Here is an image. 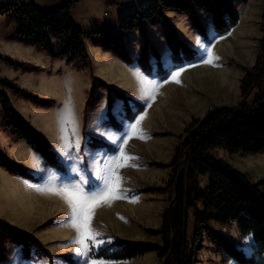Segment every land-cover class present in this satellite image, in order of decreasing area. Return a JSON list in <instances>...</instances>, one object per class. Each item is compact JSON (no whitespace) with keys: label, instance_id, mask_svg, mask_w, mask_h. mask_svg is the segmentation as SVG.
I'll use <instances>...</instances> for the list:
<instances>
[{"label":"rangeland","instance_id":"obj_1","mask_svg":"<svg viewBox=\"0 0 264 264\" xmlns=\"http://www.w3.org/2000/svg\"><path fill=\"white\" fill-rule=\"evenodd\" d=\"M31 1L33 5L41 7L47 6L50 0ZM75 3L73 16L81 29H85L88 32L102 30L101 32L109 34L118 32L117 18L122 12L126 11L123 10L122 5L113 2L110 7H107L106 0H80L79 3ZM233 4L237 6L240 21L224 35L218 36L215 34L214 30L210 28V15L201 11H197V15L206 27L208 41L197 33L190 18L191 26L187 27V29L174 28L178 38L195 52V44H189L183 39L184 36L188 41L192 42L193 37L191 35H199L205 42L213 46L215 55L219 57L213 65H208L202 62V55L196 52L197 60L185 63L182 66L186 70L179 79L182 81L187 80V78H194V92L196 95L202 97L204 93L209 94L212 91V95L218 96L217 100L208 97V101H213L210 105L211 107L203 116L193 118L203 119L211 110L217 107L225 106L237 110L240 105L250 104L255 94L253 90L247 98L241 97L240 79L244 74V69L253 66L257 57L262 54L260 45L262 39H264V0H247L246 2L234 0ZM15 28L14 22L9 23L5 19V15L0 14V52L7 56L13 53L10 57L20 61L18 57L22 56L24 58V54H15L11 51V48H9V51L7 48L10 46L4 43L3 37L7 32L13 33ZM150 29L148 25H145L146 37L151 46L150 43L153 37L149 38ZM130 35V38H127L128 40H123L125 47L132 58L135 57L136 52L139 53V57L145 44L143 33L138 31L137 34ZM163 37L165 38L164 31ZM53 41L55 42V40ZM85 41L88 42L89 48L94 47L89 40L86 39ZM154 49L159 52L160 58L154 57L151 53L152 50H149L152 74L147 75L142 72L149 78L154 79L155 83H162L163 87H179V85L176 86L171 81L167 83L170 75L166 79L160 80L157 74L159 63H161L163 68L167 69H170L174 64L171 46L167 43L166 38L164 45L155 43ZM165 54H167V58ZM89 55L93 56V54ZM35 56L40 58L43 55L35 54ZM25 59L41 65L39 67L33 64L39 69L34 72L35 74L32 76L14 74L13 72L16 70L1 65V76L15 80L17 85L19 84L23 88L26 87L28 90L34 91L35 94L42 98H51L55 101L54 106L46 108L47 110H42V108L24 103L21 98L9 93L17 112L27 119L31 126L41 134L64 164L65 171L60 173L55 169L45 167L44 164L36 163L25 155L22 146L10 140L11 138L4 135L0 129V149L2 152L13 162L23 166L33 175L40 178L37 182H31L20 177L8 176L0 170V219L15 228L30 232L38 239L39 245L55 256L51 258L43 256L39 250V245H35L30 251L29 258L25 259L22 254V246L12 244L9 240H6L0 241V264H85L84 258L74 255L76 245L73 244V241L76 238V231L67 226L70 215L68 205L56 195L41 194L33 189L37 187L70 186L82 181L87 182L84 184L86 190L88 186H94L96 173L102 168L106 156L110 155L112 151L108 152L105 148L92 149L88 146L89 138L95 137L112 145L111 142L99 134L97 129H111L119 133L121 125L132 121L127 119L125 100L120 98L115 91L121 92L129 99L127 102L132 112L136 110L135 102L143 105V111L136 114L135 118L145 111L149 101L141 98L139 84L135 77H130L131 81H128L133 84L130 89L132 87L133 94H135L130 96L112 87L106 80L94 75L93 64L91 69H78L77 67L76 69L71 64H67V66L62 64L58 70V63H54L50 66V72H46L44 68L47 65L45 60L36 62L31 56ZM91 60L93 59L91 58ZM118 60L120 61L119 58ZM121 62L123 61L121 60ZM124 65L127 66L125 63ZM111 74L113 75V72ZM223 74L225 77L235 78L236 84H238L235 92L232 90L233 88H230L232 91L228 95L227 92H221L219 86L224 82ZM91 75L105 82L108 86L105 87L101 84V81L94 80L97 87L93 91V96L96 101L88 113L83 116L84 101L93 82ZM190 90L189 92L193 91L191 88ZM158 98L157 93L155 100L151 102L155 104ZM69 101H71L78 119L80 137L79 152L73 149L69 153L71 158L62 157L60 152H58L62 144V120ZM176 102L177 99L173 104L178 106ZM114 105H118V110L114 111ZM102 106L103 119L101 120L98 119L101 115L98 110ZM2 110L3 108L0 107V116ZM109 113L118 123L119 128L109 124ZM153 118L150 121L148 120V122L146 119L141 122L146 139L133 138L129 141L126 148V152L129 155L138 157V159L131 161L137 167H126L121 170L125 180L123 188L127 189L129 200H138V202L130 203L128 200H118L111 207L102 206L96 210L92 222L93 227L103 234L101 237L103 240L110 241L103 244L99 249L116 241H150L155 240V236H160L150 234L149 230H157L162 227L163 213L170 210L173 205L174 192L169 187L168 182L171 179L177 180L182 172L188 171V164L183 162L188 150H185L182 144L187 139H190V134H186L184 129L179 135H176L173 128H169L167 122H164L163 119L161 122L155 123ZM191 120L186 123L185 128ZM177 146H181L183 157L173 166L172 161ZM212 154L247 174L249 179L255 183L264 179V154H229L220 148L213 149ZM34 155L37 156V154ZM206 182V177H198L200 186H204ZM261 188L264 189V185ZM189 218L186 236L187 240L191 242L193 239V226L192 218ZM213 227L217 235L234 246L243 250L248 248L250 242L246 244L244 241L245 237L239 235L237 224L224 227L215 224ZM206 237V235L203 237L204 243L207 240ZM206 243H209L208 240ZM99 249H93L91 253L97 252ZM64 254L70 256L75 262H67L66 257L60 256ZM17 255L19 259H14ZM106 261L110 262V264H162L154 254H145L126 261ZM204 262L210 261L204 259Z\"/></svg>","mask_w":264,"mask_h":264},{"label":"trees","instance_id":"obj_2","mask_svg":"<svg viewBox=\"0 0 264 264\" xmlns=\"http://www.w3.org/2000/svg\"><path fill=\"white\" fill-rule=\"evenodd\" d=\"M75 2L78 0H68L57 9L45 11L33 5L31 0H0V14H4L9 23L14 22L16 25L15 31L6 40L33 46L37 52L45 53L54 60L63 59L78 69H91L92 60L85 43L87 39L94 46L112 51L127 65L136 60L141 70L150 75L152 65L149 61V50H152L151 53L157 59L160 54L149 45L145 25H161L166 41L171 46L174 61L170 69L163 68L159 63L157 74L160 80H164L172 70L198 58L196 52L178 38L166 15L167 11L187 15L197 33L207 41V30L197 11L210 15V23L218 36L228 33L238 24L240 18L237 6L233 4L234 0H141L132 5L130 13L118 18V32L86 33L79 28L71 15ZM135 30L141 31L145 38L140 56L136 59L130 56L123 41V36ZM260 46L262 54L257 57L253 66L244 69L240 79L241 97L247 98L251 91H255L252 102L240 105L237 110L225 106L214 108L203 119L193 118L185 128V133L190 134V139L185 141L184 149L189 152L188 165L192 171L188 168L177 180L171 179L168 182L174 192L173 206L163 213L162 227L149 230L150 234L160 235L162 243L116 241L91 253L90 258L126 261L155 252L162 264H196L197 251L206 235L209 243L223 250L236 264H264V189L261 188L264 179L257 183L251 181L247 174L211 152L220 148L229 154H264V39ZM1 65L22 73L39 70L31 63L14 60L0 52V107L3 108L0 116L1 131L14 141L25 142L42 158L45 167L64 172V164L41 134L17 112L9 93L37 108H51L55 101L42 98L17 85L15 80L1 76ZM91 79L93 82L84 101L83 116L96 101L93 96L97 87L94 80L101 81L93 75ZM101 82L105 87L108 86ZM115 93L125 100L128 120H133L136 114L143 111V105L135 102L136 110L132 112L127 102L129 99L119 91ZM109 121L111 126L119 128L111 113ZM88 146L92 149L105 148L108 152L113 151V145L95 137L89 138ZM182 157L181 146H177L172 165H176ZM0 169L10 176L31 182L40 179L13 162L1 149ZM198 177L207 178L204 186L199 185ZM190 216L194 230L191 242L186 236ZM212 224L223 227L237 224L240 236L251 235V250L245 252L220 237L215 233ZM6 240L21 245L25 259L29 258L32 247L39 245L38 239L30 232L15 228L0 219V241ZM39 250L43 256H55L41 245ZM60 256L66 257L67 262H75L70 256Z\"/></svg>","mask_w":264,"mask_h":264},{"label":"snow or ice","instance_id":"obj_3","mask_svg":"<svg viewBox=\"0 0 264 264\" xmlns=\"http://www.w3.org/2000/svg\"><path fill=\"white\" fill-rule=\"evenodd\" d=\"M195 50L202 55V62L204 64L213 65L219 59L215 55L213 46L205 42L199 35L195 37ZM167 58V54H165ZM186 70L184 67L173 70L170 75V80L179 84L181 83L179 77ZM139 84V92L142 99L154 101L159 89L163 86L162 83L153 82L147 75L142 72L134 73ZM151 107V103L147 105ZM118 110V105H114V111ZM101 115L98 119H103V106L98 110ZM146 118V114H141L134 120L121 125L119 133L111 129H97L99 134L105 137L113 145V151L106 156L102 168L96 173L94 186H88L85 189L84 184L75 183L72 185H64L60 187H37L33 189L41 194L56 195L63 199L68 205L70 215L67 226L76 231V238L73 244L76 245L75 256L85 259V264H110V262L100 258H89V254L93 249H99L103 244L110 241L103 240L102 233L93 227V219L96 210L102 206L111 207L112 204L118 200H128L130 203H137L138 200H129L127 196V189L123 188L125 183L121 170L126 167H137L131 163L138 159L129 155L126 152L128 143L133 138L145 140L146 136L141 127V122ZM61 148L58 149L62 157H69V153L75 149L79 152L80 137L79 124L75 114L74 107L69 101L65 109L64 118L61 126ZM34 161L39 163L40 157L34 155ZM30 187V186H29ZM252 240L251 235L244 238L246 244ZM246 251L251 250L249 244ZM14 259H19L17 255Z\"/></svg>","mask_w":264,"mask_h":264},{"label":"crops","instance_id":"obj_4","mask_svg":"<svg viewBox=\"0 0 264 264\" xmlns=\"http://www.w3.org/2000/svg\"><path fill=\"white\" fill-rule=\"evenodd\" d=\"M67 1L68 0H50L49 3H47V6H41L39 8L41 10H45V11L54 10V9H57V8L61 7L62 5H64ZM140 1L141 0H138V1L114 0V3L122 5L123 10H126V11L122 12V14H120L118 16V18L122 15L130 13L132 11V5H135V4L139 3ZM79 2H80V0L78 1V3ZM75 5H76V3L71 8V15H72L73 19L75 20V22L77 23V25L79 26V23L76 21V19L73 16L74 15L73 9H74ZM201 12H203V11H201ZM166 15L169 19V22L171 23V25L175 29H178V28H180V29L186 28L187 29V27L191 26V23H190L191 19L189 20V17L185 14L170 10V11L166 12ZM118 18H117V20H118ZM210 25H211V23H210ZM148 26L151 28L149 30V38L151 39V37H153V40H151V43H150L151 46H153V45L155 46V43H157L158 45L159 44L164 45L165 44V38L163 37V28L161 27V25H154L153 26V25L148 24ZM79 28H80V26H79ZM118 28H119V26H118ZM210 28L213 30L212 25ZM81 30L83 32L88 33V31L85 29H81ZM101 31L102 30H98V32H101ZM138 31L139 30H135V31L129 33L128 35H126L129 37L123 36V40H125V41L128 40L127 38H130V36H131L130 34H137ZM10 34L11 33H9V32L4 34V36H3L4 37V43L9 44L10 47L7 48L9 51H10L9 48H11L12 49L11 51H13L15 54H19V53L24 54V58L22 56L18 57V60L20 59L21 62L31 63V64H34V65L40 67L41 65L39 63H32V61L29 62V60L25 59V58H29V56H31L33 58V60H35L36 62L37 61L42 62L45 60L46 64H47L44 67L46 69V72H50V66L53 65L54 63H58V70L60 69V66H62V64H63V66H67V63L65 62V60H63V59H55L54 60L50 56L46 55L45 53L37 52L35 47H33V46H25L23 43H20L18 41H7L6 39ZM189 35H191V34H189ZM147 36H148V34H147ZM191 37H193L192 42L188 41V39H186L185 36L183 39L185 41H187L189 44H195L196 35L192 34ZM85 43H86V48H87L88 53L93 54V56L92 55H89V56H91L90 58L93 59L92 64H93V69L95 71L94 75L106 80L109 83V85L117 88L118 90L122 91L124 94L134 96L135 94H133L132 87L130 89V86H132L133 84L132 83L130 84L128 81L129 80L131 81L130 77H135V75H134L135 72H137V71L142 72L137 61L135 60L132 64L125 66L124 63L121 62V60L120 61L118 60V58L113 54L112 51L104 50L100 46H94V45H93L94 47L89 48L88 42L85 41ZM154 46H153V48H154ZM155 48H157V47H155ZM139 52H140V47H139ZM12 54H8V55L12 56ZM35 54L40 55V56L43 55V56L39 58V57H36ZM138 55H139V53L136 52V55L133 58L134 59L138 58ZM43 65H44V63H43ZM72 66H74V65H72ZM74 68H76V67L74 66ZM19 72L20 71L18 70V71H14L13 73L19 74V75H28V76L29 75L32 76L33 74H35L34 72H26V73H22V72L19 73ZM111 72H113V75L111 74ZM233 79H232V77H225V75H224V80H223L224 82L222 83L221 86H219L221 92H223V93L227 92V95L232 90L235 92V89L237 88L238 84H236L235 78H233ZM151 80L154 82V79H151ZM170 81L171 80L168 79L167 83H169ZM171 82L176 84V86L179 85V87L177 86L176 88H171V86H167V87L162 86L158 91V97L159 98L157 99V102L155 104H153V102L149 101L147 103V105L149 103H151V107L146 106V109L142 114H146L145 119L147 122H148V120L150 121V119L152 120L153 117H154L153 119H155V123H159L163 119L164 122H167V126L169 128L170 127L173 128L174 133L176 135H179L185 129L186 123H188L193 117L203 116L207 112V110L211 107L210 105L213 103V101H210V100L208 101L207 100L208 97L213 99V100H217L218 96L215 97V95H212V91L209 92V94L204 93L202 95V97H199L198 95H196L194 92L195 91V89H194L195 88L194 78H192V79L187 78V80H182L181 83H179V84H177L173 81H171ZM20 87H23V86H20ZM190 88L193 90L192 92H189V91H191ZM230 88H233V89L230 90ZM30 91H32V90H30ZM32 92H34V91H32ZM176 99H177L176 103H178L177 104L178 106H175L173 104L174 101H176ZM22 101L24 103H27L24 100H22ZM42 110H43V108H42ZM45 110H47V109H45ZM10 140H13V139H10ZM14 142L23 147V151L27 157L34 160V154H36V153H34L25 144V142H23V141H19V142L14 141ZM37 156L40 157L39 155H37ZM39 163L44 164L42 158H41V161ZM0 170H2V169H0ZM3 172H5V171H3ZM8 176H10V175H8ZM11 177H14V176H11ZM24 180H26V179H24ZM190 217L192 218V216H190ZM212 226H215V224H212ZM193 235H194V230H193ZM149 242L161 244L162 243L161 236H155V240H150ZM206 242H207V240H206ZM206 242L204 243V241H202L201 247L197 251L196 264H236L233 259L226 256V254L223 250H219L215 245H212L209 243L207 244ZM238 248H240V247H238ZM243 251L248 252L246 250H243ZM147 254L148 255L154 254L157 256V254L155 252H151V253H147ZM204 259H206L207 261H210V262H204Z\"/></svg>","mask_w":264,"mask_h":264},{"label":"water","instance_id":"obj_5","mask_svg":"<svg viewBox=\"0 0 264 264\" xmlns=\"http://www.w3.org/2000/svg\"><path fill=\"white\" fill-rule=\"evenodd\" d=\"M184 145H185V142H183L182 146L184 147ZM188 159H189V153L186 152V155H185L183 162H186L188 164ZM188 168L192 171L191 166L188 165Z\"/></svg>","mask_w":264,"mask_h":264},{"label":"built area","instance_id":"obj_6","mask_svg":"<svg viewBox=\"0 0 264 264\" xmlns=\"http://www.w3.org/2000/svg\"><path fill=\"white\" fill-rule=\"evenodd\" d=\"M106 1H107V7H110L114 2V0H106Z\"/></svg>","mask_w":264,"mask_h":264}]
</instances>
